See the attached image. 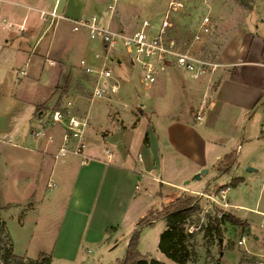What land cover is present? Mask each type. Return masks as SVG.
I'll list each match as a JSON object with an SVG mask.
<instances>
[{
	"label": "crops",
	"instance_id": "crops-1",
	"mask_svg": "<svg viewBox=\"0 0 264 264\" xmlns=\"http://www.w3.org/2000/svg\"><path fill=\"white\" fill-rule=\"evenodd\" d=\"M249 1L250 9L238 6L235 19H225L224 28L232 23L233 32L225 35L229 36L224 42L228 48L223 51L218 72L195 81L185 72L170 70L148 89L150 93L141 105L138 118L127 111L119 115L121 118H114L112 111L110 129L100 126L99 132L88 128L87 137L94 132L100 141L95 143L90 138L86 158L69 155L55 159L64 143L66 125L51 121V115L58 109L50 106V93L55 90L71 95L75 70L79 68L89 78L80 68V62L85 59L95 67L101 66L96 55L103 50L100 43L89 39L86 31L74 32L71 20L102 15L108 0H0L4 4L0 6V23H15L20 27L19 35L14 38L20 40L19 46L32 47L28 59L42 56L46 64L49 61L54 66L55 61L48 57L53 54L64 66L60 81L52 84L45 99L31 105L30 124L37 128L22 134L7 129L0 136V217L6 222L18 256L36 260L41 254H48L52 256V264L55 261L88 264L91 261L84 259L83 252L92 247L102 255L97 261L93 259L100 264L105 255L118 247L116 235L123 224L131 183L143 178L177 186V181L161 177V170H170L171 163L180 167L181 157L194 165L191 169L196 170L195 174L210 165L219 173L218 166L231 154L229 144L233 142L239 144L238 158L241 144L254 145L264 152L261 129L264 124V0ZM133 9L140 15L135 27L143 18V10ZM42 12H56L64 18L48 16L42 20ZM114 26L118 27L116 22ZM21 46V53L27 54ZM118 53L113 68L120 80L126 73L124 70L132 67ZM194 93L198 96L196 112L207 100L201 120L197 119V113L195 116L191 112L186 116L177 113L187 111L189 107L183 103ZM129 95L125 90L122 97ZM122 97L119 93L117 105L122 104ZM39 108L43 109L38 111ZM117 123L121 129H116L115 137ZM138 131L144 134L140 143L136 140ZM37 132H42V136L37 137ZM176 157L180 158L179 163L173 162ZM249 162L253 164V160ZM51 184L55 185L52 190ZM227 202L228 208L248 213L242 216L227 212L248 227L227 225L217 264H264V232L253 231L254 226L261 225L264 207L259 203L255 209L243 204L232 205L228 197ZM11 224L15 235L10 230ZM18 236L21 237L18 239ZM243 238L244 243L239 245ZM129 240L130 237L125 247ZM123 259L116 260L120 263Z\"/></svg>",
	"mask_w": 264,
	"mask_h": 264
},
{
	"label": "rangeland",
	"instance_id": "rangeland-1",
	"mask_svg": "<svg viewBox=\"0 0 264 264\" xmlns=\"http://www.w3.org/2000/svg\"><path fill=\"white\" fill-rule=\"evenodd\" d=\"M170 0H154L147 1L142 4L137 2L126 3L122 6V11L117 17V28L119 30L128 31L134 30V24L138 18V11L133 8H141L143 11V19H148L152 23H161L164 13L166 12ZM186 5L185 13H178L173 17L176 24L175 34L180 42L185 43L190 41L191 36L198 28L203 16L210 15L214 20V29L212 36L209 38V42L205 46L196 45V52H202V55L207 58L211 63L219 65L222 62V55L225 48V40L229 39L227 34L233 32L232 23L231 26L224 28L223 24L226 20H234L236 9L239 5L234 0H182ZM168 4V5H167ZM250 4V3H249ZM0 2V6H3ZM8 22L0 23V136L5 130L10 132L31 133V130L37 128L30 124V108L32 103H39L42 99H45L52 84L60 81V74H63V65L52 55H49V59L55 61L54 66L49 65L47 60L42 56H35L32 60L28 59L29 52H32V47L23 44L21 47L23 50H27V54H22L19 50V41L14 38V35L20 33V27L11 23L13 27H9ZM125 24L126 27H125ZM5 25V26H4ZM136 26V25H135ZM231 27V28H230ZM50 32V30H49ZM52 32V31H51ZM49 36V35H48ZM225 36V37H224ZM14 39L13 41L6 42V40ZM48 38H46L47 40ZM48 42V41H47ZM229 43V42H228ZM49 45V42H48ZM40 50V49H39ZM122 53L119 52L121 57L128 59V55L122 48ZM39 55V54H37ZM46 61V63H45ZM130 64V61H128ZM223 63V62H222ZM49 65V68L47 67ZM81 68V66H80ZM82 69V68H81ZM219 67L216 69L218 72ZM124 71V77H120V95L122 97L123 91H128V97H122V104L110 103L106 100L93 101L91 97L92 78H86L83 76L82 71H74V78L71 85V95L68 93H58L52 90L50 93V106L52 109L61 110L67 104V102H74L75 114L78 116H86L89 113V129L91 131H100V129H110L112 127L110 123V114L112 111L114 118H118L123 112H129V115H135L138 118L141 115L140 108L146 95L149 94L148 88L141 82V72L138 69H130L127 67ZM24 72V75L21 74ZM215 72V71H214ZM214 72H209L206 75H210ZM116 73V72H115ZM204 75V76H206ZM203 77V76H202ZM201 78V77H200ZM199 78V79H200ZM193 79V80H199ZM154 87V86H153ZM197 94L191 95L186 98L187 102L183 103L184 107H189L187 111L177 112L180 116H186L191 112V116H198L199 110L196 112V101H198ZM39 101V102H38ZM207 104V100H204ZM203 101V102H204ZM21 102H24L23 104ZM202 102V104H203ZM201 104V105H202ZM123 105H127L128 108L123 109ZM200 105V107H201ZM113 106V110L112 107ZM194 106V107H192ZM111 107V108H110ZM53 110L51 112H53ZM115 112L119 114L115 115ZM102 128H101V127ZM113 131L116 137L118 132L116 129H121V126L117 123ZM143 128V127H142ZM141 128V130H142ZM39 129V128H38ZM88 129V130H89ZM117 129V130H118ZM103 130V131H104ZM102 134V133H100ZM95 133H90L87 137L88 147L91 144V140L95 143L100 141L99 137H94ZM112 136V135H111ZM137 142H141L144 138V134L140 131L136 135ZM241 144V143H240ZM230 153L237 157V143L231 144ZM254 145L241 144L239 150L238 162L232 167L230 172L226 174L218 173L213 165L204 166L202 170H207L206 174H202L200 179H195L196 170L191 168L194 166L186 158L182 159L176 157L175 163L181 162V166L171 163L168 167L170 170H161L164 179L171 178L177 184L172 186L168 184L161 185L160 183L152 182L147 179H141L140 181H134L129 185L130 199L125 206V214L122 227L116 235L119 240L118 247L112 253L105 255L100 264H106L107 261L116 264L119 259H123L127 253V246L125 247L126 239L131 238L134 231L137 229L139 223L145 224L151 216L156 215L170 202L183 196H194L200 199L201 206L203 208L202 220L200 224L206 222L204 215L207 213H214L215 209L219 213H238L242 216L247 215V212L239 211L234 208H224L219 204L212 203L211 200L204 196L194 195L197 192L207 193L212 196L219 195L223 188L229 187L227 193L228 201L232 205H245L249 208L255 209L259 203L264 207V152L255 149ZM136 152L133 151L135 156ZM250 160H253V164H250ZM225 164V162H224ZM175 167V168H174ZM250 169H253L250 171ZM202 170H199L201 172ZM217 172V173H216ZM169 177V178H168ZM178 179V180H177ZM242 179L241 183L234 186V183ZM187 183V184H186ZM137 186V187H136ZM219 201L220 197L218 198ZM145 215V216H143ZM137 217V219H136ZM258 227V228H257ZM166 229V222L164 220H156L153 225H143L141 233L139 235L138 251L140 255L147 260L155 259L166 264H175L169 260L159 250L160 236ZM12 235H15L14 224L10 225ZM254 233L264 232L261 226L253 227ZM21 236H18V239ZM235 237V236H234ZM233 240L236 239V237ZM252 238V236H250ZM247 235L245 236V240ZM19 241V240H18ZM21 242V241H20ZM198 253L199 257L195 264H217V258L219 254V246H213V260H208L207 250L205 247V240L200 235L198 241ZM83 257L86 260L93 259L97 261L102 255L99 254L97 249L88 247L83 252ZM88 262V264H98ZM53 264H66L64 262L55 261ZM119 264V262L117 263Z\"/></svg>",
	"mask_w": 264,
	"mask_h": 264
},
{
	"label": "built area",
	"instance_id": "built-area-1",
	"mask_svg": "<svg viewBox=\"0 0 264 264\" xmlns=\"http://www.w3.org/2000/svg\"><path fill=\"white\" fill-rule=\"evenodd\" d=\"M136 0H108L104 13L100 16L93 15L77 20H71L74 32L86 31L92 42H98L103 47L102 53L96 55V59L101 61V66L95 67L82 60L80 66L85 75L92 78L91 97L93 101L106 100L115 102L120 93V80L115 76L113 64L117 62L116 52L122 53V48L128 55V61L132 69L141 72V82L148 88L155 86L160 78L172 69L180 70L190 76L191 79H199L207 73L214 72L219 65L211 63L202 55L196 52L195 46H205L209 42L214 29L213 18L210 15L202 17L197 30L191 36L190 41L182 43L175 34L176 24L173 17L178 13L186 12V5L182 0H170L164 17L159 24L152 23L148 19H143L135 26L134 30H119L114 26L117 21L120 6L132 3ZM147 2L149 0H141ZM48 16L52 18H64L56 12H42L41 19L46 20ZM9 27H13L9 24ZM24 75V72H21ZM74 102L69 101L61 110L55 111L51 115L54 124H65L66 133L64 143L55 159L65 158L69 155L86 158L87 132L89 128V113L86 116H78L74 110ZM127 109V105H123ZM207 109L204 101L200 107L197 119L201 120L203 113ZM264 134V124L261 127ZM42 136V132L35 134ZM109 155L111 152L107 151ZM50 185V190L54 188ZM229 187L223 188L219 195L212 196L201 193L224 208H228L227 193ZM220 200L219 201V198ZM261 228L264 229V215L262 216ZM194 228L191 229L193 231ZM244 243V238L239 241V245Z\"/></svg>",
	"mask_w": 264,
	"mask_h": 264
},
{
	"label": "trees",
	"instance_id": "trees-1",
	"mask_svg": "<svg viewBox=\"0 0 264 264\" xmlns=\"http://www.w3.org/2000/svg\"><path fill=\"white\" fill-rule=\"evenodd\" d=\"M234 1L244 9H250L249 0ZM42 109L39 108L38 111ZM224 162L225 164L218 166L220 174L230 172L237 163V157L234 154H229ZM241 182L242 179H239L234 183V186ZM202 214L203 208L197 197L183 196L170 202L156 215L151 216L147 223L143 224L142 221L139 223L129 240L126 256L119 264H166L155 259L147 260L138 251L139 235L143 225H153L156 220L166 222V229L160 236L159 250L175 264H195L197 262L200 235L205 240L208 260H213V246L220 245V239L224 238L228 224L243 229L248 227L247 223L233 214H221L217 209L214 213L205 214L203 219L206 222L200 224ZM192 228H194L193 231H191ZM0 264H52V256L41 254L36 260L18 256L14 252L13 240L8 232L6 222L0 217Z\"/></svg>",
	"mask_w": 264,
	"mask_h": 264
},
{
	"label": "water",
	"instance_id": "water-1",
	"mask_svg": "<svg viewBox=\"0 0 264 264\" xmlns=\"http://www.w3.org/2000/svg\"><path fill=\"white\" fill-rule=\"evenodd\" d=\"M253 169H250V171H252ZM208 171L207 170H202L199 174H197L196 176H195V179H200L201 178V176H202V174H206ZM220 243H221V245L223 244V239H220Z\"/></svg>",
	"mask_w": 264,
	"mask_h": 264
}]
</instances>
